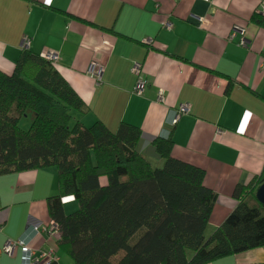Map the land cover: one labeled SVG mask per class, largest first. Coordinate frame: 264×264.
I'll use <instances>...</instances> for the list:
<instances>
[{
    "label": "crops",
    "instance_id": "1",
    "mask_svg": "<svg viewBox=\"0 0 264 264\" xmlns=\"http://www.w3.org/2000/svg\"><path fill=\"white\" fill-rule=\"evenodd\" d=\"M262 5L0 0V69H14L26 39L34 54H58L57 70L89 106L79 116L83 125L100 120L111 131L120 122L134 125L141 131L138 150L148 156L154 138L171 137L172 155L204 168L203 183L217 194L205 230L210 234L236 206L234 188L264 171V21L253 19ZM91 63L101 67L100 78L88 74ZM134 64H140L138 75ZM138 78L144 82L140 94L134 90ZM181 103L190 112L176 120ZM55 192L54 167L0 176V250L20 237L36 264H72L57 248L56 234L45 230L46 198ZM63 207L73 210V198H63ZM46 249L53 252L50 260L39 257ZM0 264H22L20 248L10 256L0 251ZM206 264H264V246Z\"/></svg>",
    "mask_w": 264,
    "mask_h": 264
},
{
    "label": "trees",
    "instance_id": "2",
    "mask_svg": "<svg viewBox=\"0 0 264 264\" xmlns=\"http://www.w3.org/2000/svg\"><path fill=\"white\" fill-rule=\"evenodd\" d=\"M88 111L55 64L28 49L10 73L0 69V176L56 169L46 208L72 264H206L264 246V204L255 198L264 171L234 188L236 206L206 235L217 194L204 168L174 157L171 137L154 138L148 156L134 125L85 126L79 116ZM65 197L75 202L69 212Z\"/></svg>",
    "mask_w": 264,
    "mask_h": 264
},
{
    "label": "built area",
    "instance_id": "3",
    "mask_svg": "<svg viewBox=\"0 0 264 264\" xmlns=\"http://www.w3.org/2000/svg\"><path fill=\"white\" fill-rule=\"evenodd\" d=\"M260 11L262 14H264V5L261 6ZM170 26H171V24L169 22H167L166 27L170 28ZM241 35L239 37V41L241 44L246 45L247 38L245 35H242V36ZM28 46H29L28 41L26 39H24L21 43V48L27 49ZM41 57L44 58L45 60L51 61L54 64L58 63V61H59L58 54L52 50H47L45 52H42ZM259 69L264 74V59L260 62ZM132 70H133V72H135L138 75L140 72V64H134L132 67ZM87 72H88V74H90L93 77H99L100 78L101 73H102V69L97 64L91 63ZM143 88H144V82L140 78H138L137 82L135 84L134 90L137 94H140V93H142ZM159 95L160 96L162 95L161 91L159 92ZM189 112H190V106L186 103H181V104H179V106L177 108L175 119L178 120L181 115L187 114ZM54 229H55V223L53 221H50L48 227L45 228V230H47L50 235L55 234ZM35 232L38 233V230H35ZM17 247H19L20 251H21L22 264H36L38 262L39 259L37 256L34 255V251L29 247V244L20 237L17 239H14V240H11V239L7 240L4 243V245L2 246L0 251L10 256L15 252ZM52 256H53L52 250L46 249V250L41 251V254L39 257H48L50 260V258ZM48 262L49 261H47V263Z\"/></svg>",
    "mask_w": 264,
    "mask_h": 264
},
{
    "label": "water",
    "instance_id": "4",
    "mask_svg": "<svg viewBox=\"0 0 264 264\" xmlns=\"http://www.w3.org/2000/svg\"><path fill=\"white\" fill-rule=\"evenodd\" d=\"M255 198L257 199L259 203L264 204V180L256 189Z\"/></svg>",
    "mask_w": 264,
    "mask_h": 264
},
{
    "label": "rangeland",
    "instance_id": "5",
    "mask_svg": "<svg viewBox=\"0 0 264 264\" xmlns=\"http://www.w3.org/2000/svg\"><path fill=\"white\" fill-rule=\"evenodd\" d=\"M30 121H31V114H27L20 119L19 125L21 128L26 130L30 126ZM206 235H208V234H206Z\"/></svg>",
    "mask_w": 264,
    "mask_h": 264
}]
</instances>
